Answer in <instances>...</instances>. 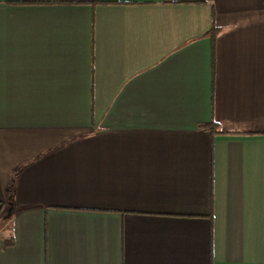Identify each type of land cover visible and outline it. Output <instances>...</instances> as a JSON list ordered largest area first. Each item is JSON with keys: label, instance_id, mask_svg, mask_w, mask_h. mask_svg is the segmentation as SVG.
I'll list each match as a JSON object with an SVG mask.
<instances>
[{"label": "crops", "instance_id": "crops-1", "mask_svg": "<svg viewBox=\"0 0 264 264\" xmlns=\"http://www.w3.org/2000/svg\"><path fill=\"white\" fill-rule=\"evenodd\" d=\"M0 264H264V0H0Z\"/></svg>", "mask_w": 264, "mask_h": 264}, {"label": "trees", "instance_id": "trees-1", "mask_svg": "<svg viewBox=\"0 0 264 264\" xmlns=\"http://www.w3.org/2000/svg\"><path fill=\"white\" fill-rule=\"evenodd\" d=\"M214 126H215V123H212V124H211V127H214Z\"/></svg>", "mask_w": 264, "mask_h": 264}]
</instances>
